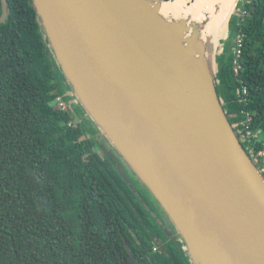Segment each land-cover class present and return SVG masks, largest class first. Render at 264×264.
Wrapping results in <instances>:
<instances>
[{
	"label": "water",
	"instance_id": "water-1",
	"mask_svg": "<svg viewBox=\"0 0 264 264\" xmlns=\"http://www.w3.org/2000/svg\"><path fill=\"white\" fill-rule=\"evenodd\" d=\"M30 2L63 78L59 95L82 108L150 192L190 262L264 264V176L217 92L226 40L210 52L196 26L159 22L157 5L141 0ZM0 5L5 22L9 5Z\"/></svg>",
	"mask_w": 264,
	"mask_h": 264
},
{
	"label": "trees",
	"instance_id": "trees-1",
	"mask_svg": "<svg viewBox=\"0 0 264 264\" xmlns=\"http://www.w3.org/2000/svg\"><path fill=\"white\" fill-rule=\"evenodd\" d=\"M7 2L9 18L0 22V264H131L124 241L139 264H192L180 239L151 223L143 198L99 149L98 137L105 139L82 108L55 104L66 88L30 0ZM217 64L231 124L249 113L254 147L264 150V0H239Z\"/></svg>",
	"mask_w": 264,
	"mask_h": 264
},
{
	"label": "bare ground",
	"instance_id": "bare-ground-1",
	"mask_svg": "<svg viewBox=\"0 0 264 264\" xmlns=\"http://www.w3.org/2000/svg\"><path fill=\"white\" fill-rule=\"evenodd\" d=\"M148 6L157 5L155 19L168 23L179 19L198 29L197 41L209 44V51L219 45L227 32V22L237 0H141ZM143 11V10H142ZM145 13H149L146 12ZM191 35V31L186 36ZM208 54V52H207ZM199 57L196 56V59Z\"/></svg>",
	"mask_w": 264,
	"mask_h": 264
},
{
	"label": "built area",
	"instance_id": "built-area-1",
	"mask_svg": "<svg viewBox=\"0 0 264 264\" xmlns=\"http://www.w3.org/2000/svg\"><path fill=\"white\" fill-rule=\"evenodd\" d=\"M235 43H236L235 55L237 57L240 53V47L242 44V36L238 35L235 39ZM235 64L237 67V58L235 59ZM246 94H247V89L242 88L239 94L241 97V100L245 101ZM54 102L58 106V108L61 110H67L70 108L69 103L65 101L60 95L56 96ZM250 120H251L250 114L245 112L242 121L235 122L234 124H232V126L234 127V129H236V133H238L239 135V140L241 141L245 150L249 154L250 158L252 160H255V163L257 164L261 173L264 176V150H257L254 147L255 146L254 141L258 138V135L257 133L253 132V130L251 129ZM155 249L156 248H154V250Z\"/></svg>",
	"mask_w": 264,
	"mask_h": 264
},
{
	"label": "rangeland",
	"instance_id": "rangeland-1",
	"mask_svg": "<svg viewBox=\"0 0 264 264\" xmlns=\"http://www.w3.org/2000/svg\"><path fill=\"white\" fill-rule=\"evenodd\" d=\"M227 38H228V32H226L220 38L219 45L216 47L217 54H219L222 51L223 43H221V41H225L227 40ZM215 69H216V65H215ZM99 139L102 140V142L100 143L101 145H99L101 147V151H103L105 154H108L111 157L112 160L109 157L106 158L110 161L111 166L115 169L118 175H120L125 180L126 184L129 185L130 188L133 189L135 188L140 190L141 192L144 193L143 196L146 198L147 201H152V195L150 194V192L146 189V187L143 184H141V182L133 174V172L124 162V160L114 151V149L106 140H103L101 137H99ZM107 145H109L108 147H110V150H108L109 148H106Z\"/></svg>",
	"mask_w": 264,
	"mask_h": 264
},
{
	"label": "flooded vegetation",
	"instance_id": "flooded-vegetation-1",
	"mask_svg": "<svg viewBox=\"0 0 264 264\" xmlns=\"http://www.w3.org/2000/svg\"><path fill=\"white\" fill-rule=\"evenodd\" d=\"M98 139H99V137H98ZM98 141H99L98 145H101L100 143L102 142V140H101V142H100V139ZM108 146L109 145H107L106 148H109L108 150H110V147H108ZM99 149H101L100 146H99ZM106 156L111 159V157L108 154H106ZM128 187H129V185H128ZM131 189H132V191H134L135 196H137V197L139 196L140 198H143V200H144L143 201V208L150 215L151 220H152L151 223L154 224L155 226H158L159 229L166 234V236H170L171 233H174L176 235V239H178V238L180 239V235L175 231L173 225L168 220L166 214L161 209L159 204L155 201V199L152 197V201H147L146 198L143 196L144 195L143 192H141L140 190L135 189V188L134 189L131 188ZM159 238H162V237H159ZM162 240H164V239H162ZM159 245H160V243H159ZM154 248H156V249L154 250ZM153 251H159V248L157 246L153 247Z\"/></svg>",
	"mask_w": 264,
	"mask_h": 264
}]
</instances>
